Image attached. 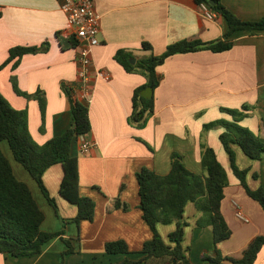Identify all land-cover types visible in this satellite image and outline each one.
Returning a JSON list of instances; mask_svg holds the SVG:
<instances>
[{
    "label": "crops",
    "instance_id": "obj_1",
    "mask_svg": "<svg viewBox=\"0 0 264 264\" xmlns=\"http://www.w3.org/2000/svg\"><path fill=\"white\" fill-rule=\"evenodd\" d=\"M101 16L100 45L93 51L94 66L111 75L110 81L99 79L90 98L92 130L88 139L96 147L87 155L77 139L72 155L79 162V192L96 204L93 222L64 226L61 219L73 220L77 206L60 196L64 177L61 165H54L43 176L44 184L58 205V213L43 196L30 174L15 161L7 142L1 148L11 162L17 178L31 189L45 214L42 230L64 233L75 253L63 257L67 246L56 238L45 245L40 255L15 258L0 255V264H121L126 259L139 261L140 252L153 233L140 210L137 174L143 169L167 175L172 154L179 153L184 165L193 173L203 174L201 142L212 148L225 168L229 186L225 189L222 212L232 231L229 240L218 245L224 257L240 258L249 243L264 235V211L251 199L234 175L228 153L220 136L223 128L204 133L206 124L231 121L221 111L256 106L241 125L261 136L264 142V31L253 34L240 31L231 39L233 48L214 53L199 51L170 57L158 67L162 77L154 91L155 112L144 129L129 124L135 90L146 80L127 73L115 61L124 50L137 61L151 53L143 43L162 55L169 45L181 41L215 42L229 32L225 18L206 17L196 0H94ZM227 10L245 22L264 19V0H222ZM62 0H0V94L16 110H27L29 130L40 145L63 135L71 126V106L64 86H76L78 50L66 35L67 19L61 10ZM15 48H38V53L2 67ZM133 60V59H131ZM19 94H18V93ZM42 93L47 103L43 118L39 101L27 98ZM204 134V135H203ZM239 169L247 170L246 182L252 191L264 188V158L253 160L239 145H232ZM255 176H258L255 177ZM120 199L130 209H115ZM242 209L247 222L236 213ZM202 213L195 204L185 207L187 221L183 248L193 264H205L203 256H215L216 245L210 228H199ZM177 229L175 222L158 225L164 241ZM123 240L130 255H109L108 242ZM173 245V244H172ZM256 264H264V250Z\"/></svg>",
    "mask_w": 264,
    "mask_h": 264
},
{
    "label": "trees",
    "instance_id": "obj_2",
    "mask_svg": "<svg viewBox=\"0 0 264 264\" xmlns=\"http://www.w3.org/2000/svg\"><path fill=\"white\" fill-rule=\"evenodd\" d=\"M198 5H206L217 16L225 18L229 26L228 34L215 42L181 41L169 45L162 55H155L148 43H143V49L151 54L131 63L134 57L121 50L115 55V61L127 73L139 74L146 83L135 90L132 98V112L129 124L137 129H144L154 116L155 97L144 98L141 93L152 88L155 91L162 80L158 67L167 59L176 55L212 51L221 53L229 51L234 44L231 37L240 31L253 34L264 31V19L259 22H245L237 18L225 8L222 0H196ZM1 17V14H0ZM75 45V42H72ZM43 49V48H42ZM38 48H15L10 51L9 58L3 68L13 63V69L18 67L21 58L28 54L41 51ZM71 106L72 123L61 136L55 137L43 145L38 144L29 130L27 110H16L0 94V255L9 254L15 258L40 255L46 244L60 238L67 250L63 257L75 253L72 241L64 238V233H48L42 230L45 214L38 205L29 186L15 175L11 162L4 154L1 143L7 142L13 157L33 178L43 196L58 213V205L44 184L43 176L54 165H61L64 177L60 186V196L67 202L77 206L78 214L73 220L61 219L64 226L75 224L80 226L83 221L93 222L96 204L91 198L83 197L79 192V162L72 155V145L81 136H88L92 126L90 121V105L73 97L72 87L64 86ZM18 93V92H17ZM20 93V92H19ZM18 93V94H19ZM39 101L44 118L46 100L42 93L33 96L25 95ZM256 110V106L244 105L241 109H225L221 111L232 117L231 121L219 120L204 126L203 132L220 127L224 132L220 141L228 153L232 170L240 180L248 196L259 203L264 211V188L252 191L246 182L247 170H241L236 163V154L232 145H239L246 156L253 160L264 158V142L250 129L241 125V121ZM204 135V134H203ZM203 174L190 171L183 163L182 156L172 154V167L167 175H159L154 171L143 169L137 174L139 184L140 210L143 219L151 229L153 238L145 242L139 261L126 259L121 264H193L183 248L187 221L184 217L185 207L189 202L195 204L202 213L198 220L199 228H210L216 245L215 256H203L205 264H256L264 250V235L255 237L244 250L240 258L224 257L218 250V245L229 240L232 231L222 212L225 189L229 186V178L225 168L217 158L216 152L201 142ZM258 178V176H255ZM115 209L129 211L127 204L117 199ZM175 222L177 229L170 234L167 244L158 230V225H168ZM173 244V245H172ZM105 251L109 255H130L129 245L123 240L108 242ZM64 264V261L61 263Z\"/></svg>",
    "mask_w": 264,
    "mask_h": 264
},
{
    "label": "built area",
    "instance_id": "obj_3",
    "mask_svg": "<svg viewBox=\"0 0 264 264\" xmlns=\"http://www.w3.org/2000/svg\"><path fill=\"white\" fill-rule=\"evenodd\" d=\"M201 8L209 19L216 17V14L204 4ZM62 12L67 19L66 35L73 40L78 50L77 57V81L72 86L73 97L83 103L90 105V98L93 86L99 79L110 81L111 75L94 66L93 51L100 45L99 34L101 32V16L95 8L94 0H62ZM82 154L87 155L97 144L90 141L88 136L78 138ZM237 217L247 222L242 209L237 210Z\"/></svg>",
    "mask_w": 264,
    "mask_h": 264
},
{
    "label": "water",
    "instance_id": "obj_4",
    "mask_svg": "<svg viewBox=\"0 0 264 264\" xmlns=\"http://www.w3.org/2000/svg\"><path fill=\"white\" fill-rule=\"evenodd\" d=\"M131 63L136 64V60L135 59L131 60ZM153 94L154 91L152 88H147L141 93V95L146 99H151L153 97Z\"/></svg>",
    "mask_w": 264,
    "mask_h": 264
},
{
    "label": "rangeland",
    "instance_id": "obj_5",
    "mask_svg": "<svg viewBox=\"0 0 264 264\" xmlns=\"http://www.w3.org/2000/svg\"><path fill=\"white\" fill-rule=\"evenodd\" d=\"M232 118V117H231ZM257 135V134H256ZM259 136V135H258ZM260 138H261V136H259ZM262 139V138H261ZM262 141H263V139H262ZM234 173V172H233ZM235 175V174H234ZM238 179V178H237ZM239 180V179H238ZM240 181V180H239Z\"/></svg>",
    "mask_w": 264,
    "mask_h": 264
}]
</instances>
